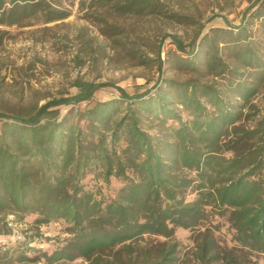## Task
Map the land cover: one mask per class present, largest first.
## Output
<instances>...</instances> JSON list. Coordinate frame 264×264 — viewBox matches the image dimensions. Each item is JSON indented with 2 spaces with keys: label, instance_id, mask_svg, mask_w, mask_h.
I'll return each instance as SVG.
<instances>
[{
  "label": "trees",
  "instance_id": "1",
  "mask_svg": "<svg viewBox=\"0 0 264 264\" xmlns=\"http://www.w3.org/2000/svg\"><path fill=\"white\" fill-rule=\"evenodd\" d=\"M62 1L0 0V25L61 20L70 13ZM90 7L186 18L161 0H90ZM248 10L238 25L212 27L186 44L168 35L178 51L172 66L193 74L184 80L162 75L157 49L139 55L160 72L143 91L117 87L116 97L98 100L93 93L105 83L77 78L74 91L0 111V234L12 233L8 216L28 215L36 224L61 220L68 234L31 257L27 245L0 246V262L102 264V254L124 252L128 264H177L178 227L196 231L200 264H244L264 253V111L253 103L264 90V0ZM212 216L229 224L233 246H220L204 224ZM145 236L164 238L153 255L140 246Z\"/></svg>",
  "mask_w": 264,
  "mask_h": 264
},
{
  "label": "rangeland",
  "instance_id": "2",
  "mask_svg": "<svg viewBox=\"0 0 264 264\" xmlns=\"http://www.w3.org/2000/svg\"><path fill=\"white\" fill-rule=\"evenodd\" d=\"M161 1L170 11L184 15V21L179 23L161 16L122 15L104 7L92 8L90 0H63L62 5L70 13L61 20L44 23L35 18L27 25H0V111L39 106L48 99L60 96L65 89L74 91L70 83L77 78L105 83L93 93L98 100L116 97L117 87L129 93L143 91L154 84L160 72L164 77L184 80L193 74L172 66V56L178 51L168 35H176L186 44L212 27L238 25L250 13L248 9L254 2ZM191 19L197 24H190ZM253 22V27H256L258 20ZM102 28L106 29L105 34ZM157 49L163 60L160 72L155 63L141 64L139 57L141 54L155 57ZM253 103L264 111V90L253 99ZM61 110L64 113L67 107L61 106ZM250 123L252 121L247 125ZM81 125L84 123L81 122ZM186 194L187 199L193 197L191 190ZM34 219V215H28L22 221L8 216L12 233L0 234V246L15 249L27 245L33 248L28 251L31 257L38 250L50 252L67 237L61 220L36 224ZM204 224L210 225L220 246H233V231L223 217L212 216ZM195 235L194 229H176L175 238L179 241L175 253L177 264H200L194 256ZM144 239L140 241V246L150 248L151 254L164 240L160 236H145ZM141 259L138 258V261ZM129 261L124 252H106L100 260L102 264H128ZM0 264L46 263L42 259L18 261L14 258ZM53 264L87 262L78 258ZM244 264H264V253L248 256Z\"/></svg>",
  "mask_w": 264,
  "mask_h": 264
}]
</instances>
